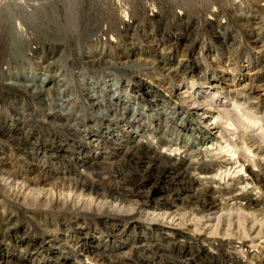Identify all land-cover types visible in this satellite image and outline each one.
Returning a JSON list of instances; mask_svg holds the SVG:
<instances>
[{
    "label": "rangeland",
    "instance_id": "rangeland-1",
    "mask_svg": "<svg viewBox=\"0 0 264 264\" xmlns=\"http://www.w3.org/2000/svg\"><path fill=\"white\" fill-rule=\"evenodd\" d=\"M0 171V264H264V0H0Z\"/></svg>",
    "mask_w": 264,
    "mask_h": 264
},
{
    "label": "bare ground",
    "instance_id": "bare-ground-1",
    "mask_svg": "<svg viewBox=\"0 0 264 264\" xmlns=\"http://www.w3.org/2000/svg\"><path fill=\"white\" fill-rule=\"evenodd\" d=\"M57 115V114H56ZM162 173V172H161ZM16 176L14 175V174H12V173H8V172H4V171H0V184H4L5 186H9L10 187V189H11V191H12V194L16 197V198H21L22 200H30V201H32V202H38V200H40V196L41 195H37V192H35L36 194H34L33 192L32 193H30L31 191H30V189H27V191H26V188H27V186H26V183L28 182H20L19 183V181H16V178H15ZM40 180V179H39ZM38 180V181H39ZM42 181H44V179H41ZM46 181V180H45ZM81 182V181H80ZM128 182V180H126V181H124V183H127ZM123 183V185H121V187H118L117 188V190L116 191H114V189H111V188H109V189H111L110 190V192H109V190H108V192H106V194H110L111 196H112V198L113 199H118V200H120L121 199V196H119V195H117L116 196V194L114 195L113 193H116L117 191H119V189L121 190V189H124L125 187H127V185H125ZM82 184V183H81ZM31 185V184H30ZM75 185H78V182H77V184H75ZM93 185V184H92ZM120 186V185H119ZM72 187V186H71ZM70 187V188H71ZM74 187V186H73ZM94 187V186H93ZM96 187V186H95ZM113 187V186H112ZM116 187V186H115ZM79 188V187H78ZM86 188V187H85ZM84 188V189H85ZM130 188V187H129ZM32 189V188H31ZM82 189V188H81ZM91 189V188H90ZM106 190V191H107ZM129 190V189H128ZM99 191V190H98ZM97 190H95V195H99V192H98ZM122 191V190H121ZM124 191V190H123ZM11 193V192H10ZM127 193V192H126ZM77 194V193H76ZM12 195V196H13ZM78 195H80V194H78ZM102 195V194H101ZM105 195V194H104ZM62 197V199H63V196H61ZM76 197H79V196H76ZM75 196H68V201H70L69 199H71V200H74L75 198H76ZM98 197V196H97ZM117 197V198H116ZM67 198V197H66ZM101 198V197H100ZM55 199L56 200H58L59 198L58 197H55ZM95 199V198H94ZM195 199V198H194ZM51 200V199H50ZM54 200V199H53ZM66 200V199H65ZM64 200V201H65ZM76 200V199H75ZM77 200H79V202H80V198L79 199H77ZM118 200H116V201H118ZM199 200V199H198ZM47 201H48V198H47ZM64 201H62V202H64ZM121 201V200H120ZM125 201V200H124ZM138 201V200H137ZM66 202V201H65ZM104 202V201H103ZM196 202V201H195ZM44 203V202H43ZM78 203V202H77ZM118 203H119V201H118ZM137 203V202H136ZM194 203V202H193ZM68 204V203H67ZM73 204H76L75 202L73 203ZM109 204V203H108ZM159 216V215H158ZM162 216V215H161ZM166 216V215H165ZM174 217V216H173ZM168 220H169V218H168ZM186 237H188V236H186ZM186 239V238H185ZM187 241V240H186ZM217 241V240H216ZM181 243V242H180ZM184 243V242H183ZM187 243V242H186ZM213 245V244H212ZM216 245V244H215ZM183 246V245H182ZM167 247H168V244H167ZM191 247H193L192 245H191ZM218 247V246H217ZM156 248V247H155ZM161 248H162V246H161ZM164 248V247H163ZM158 249V248H157ZM164 249H166V248H164ZM168 249V248H167ZM215 249V248H214ZM169 250V249H168ZM182 251V250H181ZM165 253V252H164ZM167 253V252H166ZM165 253V254H166ZM162 254V253H161ZM168 256V255H167ZM161 258V257H160ZM162 259L164 260V258L162 257L161 258V261H162ZM115 261V260H114ZM114 261H112V260H109L108 261V263L109 264H120V262L118 263V262H114ZM119 261H121V260H119ZM121 262H123V261H121ZM165 262V261H164ZM126 263V262H125ZM159 263H161V262H159ZM128 264V263H127Z\"/></svg>",
    "mask_w": 264,
    "mask_h": 264
}]
</instances>
